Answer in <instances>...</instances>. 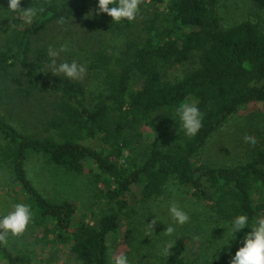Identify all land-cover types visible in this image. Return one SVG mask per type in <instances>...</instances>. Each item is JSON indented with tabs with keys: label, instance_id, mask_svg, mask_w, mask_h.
Masks as SVG:
<instances>
[{
	"label": "trees",
	"instance_id": "16d2710c",
	"mask_svg": "<svg viewBox=\"0 0 264 264\" xmlns=\"http://www.w3.org/2000/svg\"><path fill=\"white\" fill-rule=\"evenodd\" d=\"M221 1L141 0L136 19L112 23L123 35L114 53L98 46V37L89 49L80 41L81 22L98 13L97 0H21L37 11L31 19L13 14L15 26L0 48V166H12L14 181L33 201V225L41 231L31 245L41 252L9 236L0 245V264H53L64 246L81 264H110V238L123 230L134 185L144 201L180 185L222 220L264 215V146L235 166L198 157L240 108L264 103V29L251 20L223 24ZM251 2L264 10V0ZM62 32L72 33L78 44L71 58L87 61L86 76L95 75L100 88L86 76L72 81L42 72L54 34ZM189 61L197 66L165 77V68ZM190 98L203 113L195 136L185 135L176 114ZM31 157L75 174L89 170L113 206L98 224L78 217L76 202L50 200L33 185L25 167ZM173 242L157 264H200L190 260L185 237Z\"/></svg>",
	"mask_w": 264,
	"mask_h": 264
},
{
	"label": "rangeland",
	"instance_id": "374dc122",
	"mask_svg": "<svg viewBox=\"0 0 264 264\" xmlns=\"http://www.w3.org/2000/svg\"><path fill=\"white\" fill-rule=\"evenodd\" d=\"M7 7L5 0H0V48L7 46L8 40L14 28L15 16L4 17ZM217 11L222 23L231 25L242 20H251L259 23L264 29V10L258 9L251 0H222L217 5ZM96 23L92 17L82 21L81 30L86 31L85 39L81 44L86 46L91 39L99 38L98 46L102 45L110 52L118 51L122 46L123 35L112 25L110 18H102L99 13H94ZM54 34L52 39L56 48L61 44L68 45V51L60 54V60H72L71 52L77 47V42L72 38V33L62 32ZM51 35V34H50ZM67 37V39H66ZM49 36L44 37L48 42ZM64 40H66L64 42ZM89 49V45L86 46ZM76 51V50H75ZM81 63L87 61L82 57H74ZM197 66L196 62L189 61L186 64L168 66L165 68L167 79H177ZM88 84L92 88H100V81L95 75L86 76ZM196 100L190 98L189 102ZM29 116V115H28ZM22 117V116H21ZM30 117H33L30 115ZM28 119V118H27ZM29 121V120H28ZM30 122V121H29ZM19 125L22 123L19 121ZM31 124V123H30ZM31 126V125H30ZM26 130L25 127L22 129ZM245 134L255 136V143L245 141ZM264 146V103H253L244 106L232 115L202 146L198 157L204 162L219 166H235L244 163L254 156L259 148ZM25 167L33 185L40 193L53 201L62 202L72 200L78 205V217L85 218L88 222L98 224L100 217L113 206L111 202L101 195L104 185L97 183L89 170L84 173L75 174L62 167L50 164L39 157L28 158ZM20 186L14 181L12 166H0V213L11 210L16 203L28 204L34 216V204L28 200ZM176 201L190 216V220L184 225H174L175 232L167 236L165 230L171 223L167 213V203ZM130 207L125 209L124 227L120 234L110 238V257L113 254L125 253L130 264H157L161 256L163 246L178 237H185L188 244V256L190 260L200 264H229L231 256L240 246L239 240L250 231L245 227L236 234V238L230 240L219 251V240L227 235L224 226L227 220H222L211 210L209 204L204 200L195 198L191 191L180 185L171 184L164 194L159 197L142 200L140 187L133 186L130 193ZM154 217L159 220L154 221ZM161 220V221H160ZM34 217L26 230L16 236L21 248L24 243L41 252V247L31 243L40 234V228L33 225ZM151 223V224H150ZM215 253V255H211ZM58 260L53 264H81L68 246L57 253Z\"/></svg>",
	"mask_w": 264,
	"mask_h": 264
},
{
	"label": "clouds",
	"instance_id": "9594fccd",
	"mask_svg": "<svg viewBox=\"0 0 264 264\" xmlns=\"http://www.w3.org/2000/svg\"><path fill=\"white\" fill-rule=\"evenodd\" d=\"M140 3L141 0H97L96 11L98 13H107L113 22L133 21L139 14ZM3 9L6 10L4 17H11L9 14L20 13L29 19L37 11L34 8L21 7V0H8L7 7ZM58 22L63 23L64 18L61 17ZM67 51L68 45L66 43L61 44L59 48L49 46L47 69L42 72H51L56 76H63L67 80H82L88 71L86 64L76 59H65L58 62L60 54ZM176 114L185 135L195 136L202 127L203 121V113L198 104L195 101L183 103L177 108ZM244 139L252 143H255L256 140L252 134H245ZM166 208L171 223L166 224L167 227L164 232L167 236H172L175 232L174 225L186 224L190 220V216L174 200L169 201ZM32 218L31 208L25 203H16L11 210L6 213H0V245H6L9 236L15 237L22 234L32 221ZM155 220L159 219L154 217L153 223ZM246 226L250 228V231L244 233L238 241L240 246L234 255L231 256L229 264H264V215H257L252 219L244 213L233 215L224 226L227 235L219 240V251L223 246L228 245L230 240L235 239L236 234L241 232ZM173 246V241L167 242L163 246L161 254L168 255ZM211 255H215V253ZM110 264H130V261L125 253H119L110 257Z\"/></svg>",
	"mask_w": 264,
	"mask_h": 264
}]
</instances>
